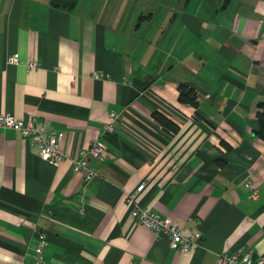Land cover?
Masks as SVG:
<instances>
[{
	"label": "crops",
	"instance_id": "0c3cea01",
	"mask_svg": "<svg viewBox=\"0 0 264 264\" xmlns=\"http://www.w3.org/2000/svg\"><path fill=\"white\" fill-rule=\"evenodd\" d=\"M18 54V62L9 57ZM38 65L28 69V61ZM197 105L178 100V86ZM264 0H0V113L63 133L42 159L0 127V264H217L264 255ZM110 111L117 113L105 131ZM159 111L175 132L154 118ZM96 175L73 172L80 150ZM249 182L257 190L251 197ZM200 233L182 253L134 221L126 195Z\"/></svg>",
	"mask_w": 264,
	"mask_h": 264
},
{
	"label": "built area",
	"instance_id": "2783aa9c",
	"mask_svg": "<svg viewBox=\"0 0 264 264\" xmlns=\"http://www.w3.org/2000/svg\"><path fill=\"white\" fill-rule=\"evenodd\" d=\"M9 62H18V54L14 53L9 57ZM38 65L35 59L28 61V69H33ZM109 120L105 124V131L112 132L115 129L114 122L118 115L114 111L108 114ZM0 127L15 130L20 133L23 139L30 140L37 146L40 157L50 163H58L66 158V153L62 148L61 132L44 134L38 127L36 119L30 115L27 119L15 116L11 113H0ZM107 153L106 146L99 140L92 142L88 147L80 150V156L73 159L72 170L81 173L86 181L91 180L95 175V170L90 165V159H98ZM245 186L251 188V197H256L257 190L247 182ZM144 183H140L134 191L126 195V202L132 219L139 224L153 229L159 235H165L169 239L170 247L185 253L195 246L200 238V233L196 230H189L184 233L181 227L170 217L161 216L153 211L149 206H141L137 200L138 194L143 190ZM36 256L33 263L42 264L40 254L44 246L48 243L45 232L38 231L36 234ZM217 264H264V255H254L250 251H235L231 254H221L216 260ZM129 264H136L130 262Z\"/></svg>",
	"mask_w": 264,
	"mask_h": 264
},
{
	"label": "trees",
	"instance_id": "16d2710c",
	"mask_svg": "<svg viewBox=\"0 0 264 264\" xmlns=\"http://www.w3.org/2000/svg\"><path fill=\"white\" fill-rule=\"evenodd\" d=\"M77 0H51V3L60 8L71 9L75 6ZM178 100L183 103H189L192 106L197 105L195 91L191 87H187L185 84L178 86ZM259 109L256 112L258 121L257 135L264 139V102L259 103ZM153 118L166 130L175 132L178 130V126L167 116L159 111L153 112Z\"/></svg>",
	"mask_w": 264,
	"mask_h": 264
}]
</instances>
